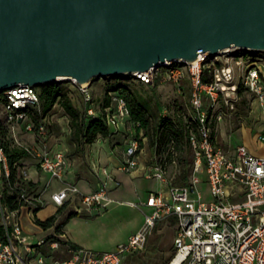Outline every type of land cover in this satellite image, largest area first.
I'll list each match as a JSON object with an SVG mask.
<instances>
[{
    "label": "built area",
    "instance_id": "built-area-1",
    "mask_svg": "<svg viewBox=\"0 0 264 264\" xmlns=\"http://www.w3.org/2000/svg\"><path fill=\"white\" fill-rule=\"evenodd\" d=\"M250 48L230 46L217 53L199 51L194 62L182 59L166 60L160 66L131 73L136 78L154 84L161 71V80L175 84L177 91L190 85L189 107L196 128L189 133L193 152L192 173L187 184L174 185L165 168L155 162L145 166V175L167 185L166 190L149 194L147 204L153 207L144 224L127 241L114 249L94 250L77 246L59 236L34 238L23 227V209L36 212L48 204L56 206L77 199L89 211L101 210L109 199L105 180L94 191L85 192L74 182L65 181L68 158L62 149L50 143V131L45 119L31 120L29 108L41 107L37 86L19 83L0 90V126H6L14 143L24 148L27 156L11 162L6 146L0 141V264H31L28 253L48 242L51 248L64 245L68 255L60 264H121L129 253L145 247L157 220L176 217L174 253L177 264H264V154L254 152L247 144H222L215 139L217 124L236 108L241 86L258 99L264 112V56L251 53ZM87 113L95 114L93 93L89 84H79ZM129 107L124 96L114 93L106 107L112 131L125 129V157L122 169L131 172L139 166L140 154L146 149L133 125L127 123ZM168 108L161 110L166 115ZM33 136L29 142L15 134L18 124ZM264 145V125L259 133ZM35 168L48 177L39 182L30 172ZM109 173L107 168H104ZM109 175V174H108ZM54 180L62 184L53 185ZM206 182L210 198H205L199 184ZM44 256L38 257L44 263Z\"/></svg>",
    "mask_w": 264,
    "mask_h": 264
},
{
    "label": "water",
    "instance_id": "water-1",
    "mask_svg": "<svg viewBox=\"0 0 264 264\" xmlns=\"http://www.w3.org/2000/svg\"><path fill=\"white\" fill-rule=\"evenodd\" d=\"M264 52V0H0V90Z\"/></svg>",
    "mask_w": 264,
    "mask_h": 264
},
{
    "label": "rangeland",
    "instance_id": "rangeland-1",
    "mask_svg": "<svg viewBox=\"0 0 264 264\" xmlns=\"http://www.w3.org/2000/svg\"><path fill=\"white\" fill-rule=\"evenodd\" d=\"M251 53L255 56H264V52L251 50ZM129 74H119L112 76H98L94 77L89 84L90 89L97 95H101L104 88L107 85L113 84L117 81L131 82L132 76ZM161 71L158 72L156 80L158 85L155 89L146 82H133L132 86L135 90L152 96V104L155 106L156 119L164 107H168L169 112H172L174 105H179L186 107L185 95L177 91L175 84L168 80H161ZM64 82H70V79L60 78ZM73 81V80H72ZM41 85H38L40 89ZM250 99V110L248 115L241 114L239 116H232L229 118H224L217 124V130L215 131V139L222 144L236 145L238 143H245L251 149L255 150L257 153L264 154V145L261 142V137L259 135L262 130V125L264 122V112L258 99L252 98L251 94L242 93ZM252 99V100H251ZM1 116V114H0ZM2 117V116H1ZM0 117V118H1ZM153 119V120H154ZM47 120L50 125V143L55 149H62L67 158L69 159L67 176L68 179H88L93 178V175L97 174L98 170L101 168H108L111 165V161L114 158L117 160L118 167L122 169L124 152V134L115 133L108 136H99L93 143H86L83 146L79 145L72 137L70 125L68 121V116L66 115L64 109L61 105L56 103L48 112ZM152 120V119H151ZM26 122L18 124L15 128L16 136L23 142H29L32 139L30 132L25 129ZM8 131L2 134L8 137ZM192 156L186 155V160L190 162ZM166 165V171L168 176L172 178L175 176L176 172L180 171V165L177 160L171 162L163 158ZM158 162L155 150L150 146L140 154L141 166H147L152 163ZM141 167V169H143ZM123 170V169H122ZM30 172L33 173V168H30ZM67 180V181H69ZM157 178L142 177V187H147L153 185ZM53 185L59 187L58 180L53 181ZM205 198H210L208 183L203 182L199 184ZM52 209L50 205L44 206L40 211V216L48 215V212ZM57 217L63 214V210L57 211ZM134 214L137 217L140 216V211L138 208L134 210ZM155 228L149 234L148 240L145 247L129 253L125 257L122 264H168L171 255L174 253L173 245V233L174 227L171 223L165 221H160L155 224ZM167 228H171L172 232L169 234L166 232Z\"/></svg>",
    "mask_w": 264,
    "mask_h": 264
},
{
    "label": "trees",
    "instance_id": "trees-1",
    "mask_svg": "<svg viewBox=\"0 0 264 264\" xmlns=\"http://www.w3.org/2000/svg\"><path fill=\"white\" fill-rule=\"evenodd\" d=\"M129 75L132 76L131 82L117 81L107 85L101 95L92 92V104L95 108L94 115L87 113L83 93L79 85L71 79L69 80L70 82L62 80L44 82L40 84V89L37 87L41 98V107L31 106L29 108L30 119L36 121L45 119L50 131L51 124L47 120V114L58 103L68 116L73 139L83 146L86 143H93L99 136L105 137L120 132L119 130L112 131L108 124L106 107L111 104L114 93L122 95L126 98L130 110L127 123L135 127L136 133L141 139V145L145 144L146 147L150 146L155 150L156 157L159 159L158 162L165 170L166 165L163 158H166L169 162L176 159L179 162L180 171L175 173L173 181L169 176L171 183L174 185L187 184L193 166V152L189 142V133L191 129L196 128V122L189 107L190 85L188 81L185 82L183 91L180 92L186 97L187 108L174 105L172 112H169L168 109L166 115L163 116L159 113L158 117L154 119L156 116L155 106L159 101H156V104H152V96L149 97L135 90L132 86L133 82L146 81L136 78L132 74ZM150 85L155 89L158 85L157 80ZM243 92L251 94L254 100V95L241 86L236 108L231 114H227L225 118L236 117L241 114L248 115L251 108L250 99L246 95H242ZM262 123L264 125V122ZM6 130V126H0V141L6 146L11 162H21L20 160L27 156V152L24 148L14 143L11 135L8 133V137L2 135L6 133ZM187 154L192 156L190 162L186 160ZM61 208H58L57 211L61 210ZM56 219L57 212L45 219L36 217V221L45 228L53 225ZM60 226L61 223L57 225V229Z\"/></svg>",
    "mask_w": 264,
    "mask_h": 264
},
{
    "label": "crops",
    "instance_id": "crops-1",
    "mask_svg": "<svg viewBox=\"0 0 264 264\" xmlns=\"http://www.w3.org/2000/svg\"><path fill=\"white\" fill-rule=\"evenodd\" d=\"M121 128V130L124 131V123L121 124ZM123 131L120 133H123ZM123 145V152L125 155V144ZM253 151L256 152L255 150ZM117 163V160L113 158L111 165L107 168L109 173H106L104 168H101L98 170L97 174L93 175V178L88 179L76 180L72 178L69 180L67 176L68 167L66 169L64 175L65 181L69 180L70 182L78 184L85 192L96 190L103 180L107 182L110 190V197L105 201L101 210L89 211L80 205L77 199H73L61 206L63 214L57 217L53 225L45 228L36 221L30 211L23 209L20 218L25 231L37 239L43 237H56L57 235L61 239L69 240L74 245L100 251L114 249L119 243L127 241L129 236L144 224L146 214L153 211V207L147 204L150 192L166 190L167 185L158 179L155 180L153 185L143 188L141 186L142 177L146 176L144 173L146 165L143 166V168L140 159L139 166L131 172L120 169ZM141 167L143 169H141ZM31 174L34 178L40 179L38 180L39 182H44L48 177L47 173L40 172L35 168H33V173ZM58 183L60 185L62 184L59 180ZM47 205L52 207L48 215H39V211L43 208L42 207L36 212L37 217L45 219L60 208L50 201V198ZM136 208L140 211V216L137 218L134 214ZM160 221H167L174 227V245L177 225L176 217L174 215L164 216L157 220L155 224ZM60 223L61 226L57 229V225ZM165 229L166 232L171 234V228L167 230L165 227ZM22 251L31 264H60L61 260L68 255V251L64 245H61L59 248H51L48 242L38 246L34 252L28 253L24 248H22ZM40 255L44 256V263L38 262V257ZM125 257H127V255Z\"/></svg>",
    "mask_w": 264,
    "mask_h": 264
},
{
    "label": "bare ground",
    "instance_id": "bare-ground-1",
    "mask_svg": "<svg viewBox=\"0 0 264 264\" xmlns=\"http://www.w3.org/2000/svg\"><path fill=\"white\" fill-rule=\"evenodd\" d=\"M179 260V256H177L170 264H177Z\"/></svg>",
    "mask_w": 264,
    "mask_h": 264
}]
</instances>
